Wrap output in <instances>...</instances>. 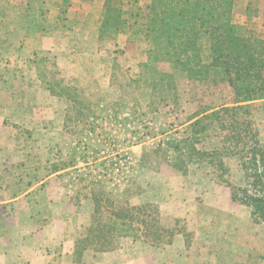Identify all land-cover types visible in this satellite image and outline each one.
I'll use <instances>...</instances> for the list:
<instances>
[{
  "label": "rangeland",
  "instance_id": "1",
  "mask_svg": "<svg viewBox=\"0 0 264 264\" xmlns=\"http://www.w3.org/2000/svg\"><path fill=\"white\" fill-rule=\"evenodd\" d=\"M112 1H121L117 6L127 11L149 2ZM106 2L0 0V109L13 114L6 92L16 91L29 103L24 112H14L16 120L33 119L29 128L8 122L20 152L11 161L32 169H67L51 181L48 198L65 199L73 207L96 197L157 209L158 218L149 219L158 224L146 231L137 219L129 220V236L116 239L114 250L106 252H120L124 256L117 260L123 264L155 259L160 264H264V223L232 202L223 182L244 186L239 158H223L228 173L222 180L206 162L189 165L183 175L171 167L175 155L165 146L185 138L188 121L198 112L230 106V87L189 80L168 63H150L141 35L102 26ZM231 18L264 37V0H234ZM250 110L264 151V101ZM218 140L207 139L203 148L220 147ZM40 142L47 144L46 151ZM14 167L0 176L7 187L0 188V196L9 198L23 188L18 182L25 173ZM157 225L166 230L159 240L153 238ZM8 254L11 263L13 253Z\"/></svg>",
  "mask_w": 264,
  "mask_h": 264
},
{
  "label": "trees",
  "instance_id": "2",
  "mask_svg": "<svg viewBox=\"0 0 264 264\" xmlns=\"http://www.w3.org/2000/svg\"><path fill=\"white\" fill-rule=\"evenodd\" d=\"M148 1L144 8L127 11L117 6L121 1L107 0L102 26L115 33L133 30L132 35L144 38L150 63H168L199 83H226L233 94L230 106L198 112L189 119L185 138L165 144L175 155L171 167L184 175L189 165L206 162L222 180L228 173L223 158L238 157L244 186L223 182L230 188L231 201L247 207L254 221L264 223V151L250 118L251 105L264 101V37L233 23L234 0ZM120 15L125 18L120 19ZM160 77L164 84L166 75ZM211 138L219 139L220 147L203 148L204 141ZM63 169L48 166V175ZM93 205L91 224L75 242V264L81 263L86 251L114 250L116 239L129 236V220L137 219L146 231L148 225L158 224L149 219L158 215L150 205L119 206L108 198L103 202L96 197ZM148 209L151 212L147 213ZM154 228L153 238L159 240L166 230L158 225Z\"/></svg>",
  "mask_w": 264,
  "mask_h": 264
},
{
  "label": "crops",
  "instance_id": "3",
  "mask_svg": "<svg viewBox=\"0 0 264 264\" xmlns=\"http://www.w3.org/2000/svg\"><path fill=\"white\" fill-rule=\"evenodd\" d=\"M35 87L37 91L41 90L39 85ZM6 93H9L10 99H13L9 102V107H13V114L5 115L0 109V176L6 174L7 166L12 164L15 166L13 169L25 175L18 182L23 188L17 195L9 198L6 195L0 196V264H75V242L80 236V230L91 224L93 203L87 199L77 207H73L68 201L65 202V199L48 198L49 189L53 187L51 181L57 175L65 173L67 169L48 175V166L41 165L32 169V166H18L16 162L11 161L12 154L18 156L20 152L17 151L14 134L8 122H22L25 124L24 127L29 128L33 119L27 116L23 120H16L14 112L18 113L20 110L24 112L29 107V103L16 91ZM44 119L41 118L40 122L45 121ZM42 136L46 138L47 134ZM40 147L45 151L48 149L47 144L41 142ZM37 172L44 174L33 181L32 175ZM0 188L7 189L1 182ZM54 213L57 214L53 216ZM8 253H13L11 263H7L11 258ZM121 256L124 255L116 251L99 254L89 250L84 252L80 264H84L85 261L91 264H110V261L123 264L117 260ZM151 264H160V262L155 259Z\"/></svg>",
  "mask_w": 264,
  "mask_h": 264
}]
</instances>
